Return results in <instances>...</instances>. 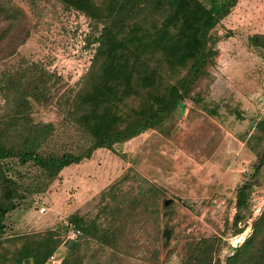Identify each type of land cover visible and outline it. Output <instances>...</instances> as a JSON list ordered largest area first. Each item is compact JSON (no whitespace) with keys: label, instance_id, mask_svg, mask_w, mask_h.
<instances>
[{"label":"rangeland","instance_id":"374dc122","mask_svg":"<svg viewBox=\"0 0 264 264\" xmlns=\"http://www.w3.org/2000/svg\"><path fill=\"white\" fill-rule=\"evenodd\" d=\"M0 2H10L20 9L21 22L14 33L24 35L13 55L9 54L10 48L17 43L0 42V77L22 60L37 62L59 76L61 80L47 103L31 100V116L35 122L55 125L49 148L79 152L88 145L87 138L60 110L59 98L70 88H77L88 70L94 45L86 46L85 38L97 31L92 15L108 13L114 0H71L69 8L59 0ZM96 4L100 9L95 8ZM230 14L213 30L220 37L218 55L208 67L210 76L201 80V102L185 99L182 108L170 114L160 127L116 144L114 151L96 149L91 158L81 161L87 164L65 167L48 185L35 178V167L16 166L28 189L7 220L6 234L61 228L73 214L92 217L101 204V193L112 185L133 194L156 186L164 192L160 207L164 199L174 203L172 213L164 208L158 217L162 228L165 222L172 228L173 236L161 247V264H170L172 257L180 256L187 240L213 235L216 242L212 264H225V257L232 252V240L238 236L232 235L230 225L235 191L253 171L256 157L250 140L264 117V0H238ZM5 27L9 22L0 25V35ZM114 108V124L121 127L125 124V108ZM6 109L0 91V115ZM251 203L243 236L252 231L253 206L262 203L264 207V165L261 184L254 186ZM40 206L46 211L40 212ZM21 218L28 226L14 230ZM154 218L140 215L135 231L122 237L131 245L123 249L131 256L129 264H147L142 257L150 252ZM77 240L82 251L72 252L66 241L54 253L62 259L78 255L83 264H108L109 249L98 248L88 238ZM7 242L0 238V245L8 247L0 246V264H15L7 259L11 254Z\"/></svg>","mask_w":264,"mask_h":264},{"label":"trees","instance_id":"16d2710c","mask_svg":"<svg viewBox=\"0 0 264 264\" xmlns=\"http://www.w3.org/2000/svg\"><path fill=\"white\" fill-rule=\"evenodd\" d=\"M59 1L66 8L71 7V0ZM237 1L114 0L108 13L92 15L97 31L85 38L86 46L94 45L88 70L77 88L59 96L58 105L87 138L88 145L79 152L49 148L55 125L35 122L31 116V100L47 103L60 77L37 62L25 60L4 71L0 91L7 109L0 115V238L10 243L11 237L22 239L20 248L12 255L15 264H44L60 245L68 241L70 250L74 243L67 240L68 226L63 223L61 228L18 236L6 234L7 220L20 206L27 188L15 167H35V178L48 185L62 169L91 158L96 149L114 151L116 144L160 127L170 114L182 108L185 99L201 102V80L210 76L208 67L218 55L216 45L220 37L213 30ZM98 6L95 8L100 9ZM20 12L12 3L0 2V25L9 22V27L2 30L0 42L17 43L11 45L10 55L24 41V35L14 33L21 22ZM251 39L254 41L255 37ZM117 105L126 111L121 127L112 118ZM261 122L250 140L256 157L253 171L235 191V213L230 224L233 236L246 229L253 188L261 184L264 117ZM163 193L156 186L133 194L112 185L101 193V204L94 216L73 214L67 222L79 230L78 238H88L111 251L108 264H129L131 256L125 255L123 249L130 242H123L122 237L135 231L140 215L154 216L150 252L142 259L147 264H161V247L168 241L158 217L164 208L174 211L172 199H164L160 207ZM251 225V233L232 247L225 264H264V207ZM170 231L172 238V228ZM215 242L214 235L191 238L185 242L181 255L172 259L178 257L179 264H212ZM71 257H64L60 264H83L80 256Z\"/></svg>","mask_w":264,"mask_h":264},{"label":"built area","instance_id":"2783aa9c","mask_svg":"<svg viewBox=\"0 0 264 264\" xmlns=\"http://www.w3.org/2000/svg\"><path fill=\"white\" fill-rule=\"evenodd\" d=\"M262 206H263L262 203H258V204L256 203L253 206V218L256 217L260 213ZM39 211L45 212L46 208L44 206H40ZM63 224L68 226L67 235H66L67 240H75L80 234L79 230H76L73 227V225L68 223L67 221H63ZM242 236L243 234L238 235V237H234L231 243L233 247L237 246L240 242L243 241L244 236L243 237ZM61 259L62 258L58 257L57 254L53 252L44 264H59Z\"/></svg>","mask_w":264,"mask_h":264},{"label":"crops","instance_id":"0c3cea01","mask_svg":"<svg viewBox=\"0 0 264 264\" xmlns=\"http://www.w3.org/2000/svg\"><path fill=\"white\" fill-rule=\"evenodd\" d=\"M229 15H231V14H229ZM229 15L228 16H226L225 17V19H227V17H229ZM224 19V20H225ZM223 21V20H222ZM85 164H87L85 161L84 162H80V163H77V164H74V165H79V166H83V165H85ZM23 226H28V225H26L25 223H24V219H20L19 221H18V223H17V225H16V227H14V230H18L19 228H22ZM51 228H54V227H51ZM23 233H16L15 234V236H18V235H22ZM10 236H12V235H10ZM236 237H238V236H236ZM246 237V235L243 237V240H244V238ZM21 241H22V239L20 240V237H11V243H10V241L9 242H7V244L8 245H10V247H9V250H11V254H10V256L9 257H7V259L9 258V259H12V255H13V252L15 251V250H17V249H19L20 248V246H21ZM233 241V240H232ZM241 243V242H240ZM239 243V244H240ZM97 245V244H96ZM1 247L2 246H5V247H3V248H5V249H8V247L6 246V244H1L0 245ZM100 246H98V248H99ZM71 250H72V252H80V251H82V245H81V243L76 239L75 240V242L72 244V246H71Z\"/></svg>","mask_w":264,"mask_h":264},{"label":"water","instance_id":"95a60500","mask_svg":"<svg viewBox=\"0 0 264 264\" xmlns=\"http://www.w3.org/2000/svg\"><path fill=\"white\" fill-rule=\"evenodd\" d=\"M169 213H172V211L170 210ZM164 226H165V228H164L162 234L166 238V241H169L171 238V231H170V228L168 227L167 222H165ZM170 264H179L178 257L173 258Z\"/></svg>","mask_w":264,"mask_h":264}]
</instances>
